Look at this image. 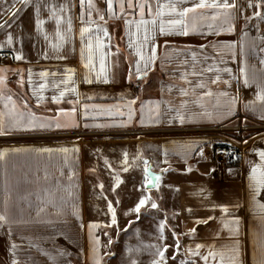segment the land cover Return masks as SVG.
I'll list each match as a JSON object with an SVG mask.
<instances>
[{
    "label": "crops",
    "instance_id": "1",
    "mask_svg": "<svg viewBox=\"0 0 264 264\" xmlns=\"http://www.w3.org/2000/svg\"><path fill=\"white\" fill-rule=\"evenodd\" d=\"M229 2L235 7L198 10L204 15L189 23L188 35L161 36L150 24L147 31L143 25L138 31L136 12L122 13L115 5L113 16L105 11L104 0H93L91 16L79 0H15L0 15V75L6 78L0 85V111L15 104L17 111L56 117L50 122L62 125L0 136V213L6 216L0 223V264H88L87 188L96 185L94 149L105 148L136 149L139 179H144L147 159L153 171L161 172L163 185L173 188L186 261L264 262V160L259 155L264 132L236 165H211L204 157L213 142V133L204 128L241 118L264 124V0ZM144 19H153L147 9ZM82 27L90 29L83 39ZM153 37L156 59L144 69L137 49L149 57ZM89 58L93 67L85 68ZM98 74L101 82H84L86 76L95 81ZM105 76L108 83L102 82ZM69 77L71 82L61 83ZM201 83L205 87H198ZM73 87L76 92L70 91ZM60 91L66 95L56 104L51 98ZM40 96L44 99L38 104ZM85 104L87 119L82 116ZM73 107L75 115L70 114ZM60 109L68 114H58ZM197 244L203 245L200 255H190Z\"/></svg>",
    "mask_w": 264,
    "mask_h": 264
},
{
    "label": "rangeland",
    "instance_id": "2",
    "mask_svg": "<svg viewBox=\"0 0 264 264\" xmlns=\"http://www.w3.org/2000/svg\"><path fill=\"white\" fill-rule=\"evenodd\" d=\"M14 1L0 0V15ZM207 132L213 133L212 146H242L246 152L256 142L257 136L264 132V124L258 125L241 118L226 123L223 129ZM93 154L98 163L97 169L92 173L96 178V185L91 189L87 188L88 264H94L97 260L99 264H153L154 260L159 259L156 255L157 249L165 247L167 251L164 264H181V261H186L181 255L179 234L176 230L173 188L163 185L164 179H160L156 187L145 189V169L141 172L144 179H139L137 175V162H141V155L136 149L105 148L104 152L94 149ZM125 154L127 163L124 162ZM204 154L206 163L225 164L215 161L207 149ZM125 167L127 171H124ZM101 184L103 188L100 187ZM145 196L150 199L141 208V212L136 214L131 211ZM109 201L118 222L111 227L107 226L111 224L112 219V213L108 210ZM151 203H156L158 207L151 208ZM161 223L164 224L162 236ZM90 224H96L98 227L90 229ZM177 243L179 254L172 259L177 251Z\"/></svg>",
    "mask_w": 264,
    "mask_h": 264
},
{
    "label": "snow or ice",
    "instance_id": "3",
    "mask_svg": "<svg viewBox=\"0 0 264 264\" xmlns=\"http://www.w3.org/2000/svg\"><path fill=\"white\" fill-rule=\"evenodd\" d=\"M21 3H28L29 0H20ZM104 3L106 4V9L105 11L109 14H112L113 16H115V12H114V6L118 5L119 9L122 13L127 14L129 10L136 12L139 16H140V20L139 22L136 24L137 30L139 31L141 25L145 26V31H147V26L150 24L153 28V30H157L158 29V33L161 36H168V35H188L189 34V23H192L193 25L195 24V22L197 21V19L199 17H202L204 15L203 11L198 12V10H207V9H212V10H218V9H229V8H234L235 4L234 3H230L229 0H166L165 3H161L160 0H104ZM79 4L82 8H84L85 6H87V14L89 16H91V10L93 8H95V5L93 3V0H79ZM153 4H155V10L153 11ZM185 4H190V7H178L180 5H185ZM249 6L251 7V3L249 4ZM257 7H259V3L257 4ZM148 10V14L153 16V19L151 20H146L144 19V15H145V10ZM165 9L167 11H165ZM100 10L97 9V13L99 14ZM16 15V13H13V16ZM168 15L170 17H173L171 19L168 20H164V16ZM256 15H260L259 13H256ZM100 20H104V15H100ZM119 18V17H117ZM212 20H216L217 19V15H212L211 16ZM81 21L83 23V14L81 15ZM159 21V23H158ZM40 23H42V21H37V25H39ZM57 23H59V21H57ZM71 23V22H69ZM89 23H91V21H89ZM4 25H0V28H3ZM209 28L212 27L211 24L208 25ZM70 30V29H69ZM193 30H195L193 28ZM90 29L88 27H82L80 30V36L81 39H83L84 34L89 32ZM106 34V33H105ZM217 34H219L217 32ZM12 37L11 35H9L7 37V42L9 44L12 43ZM145 43H147V38L145 39ZM167 44V42H165V45ZM131 47V45H129ZM89 47H91V44H89ZM158 45L155 43V37H153V42H152V46H151V54L149 57L145 58L141 52L140 49H137V55L140 56L141 60H144V69H147L151 63H153L156 59V49H157ZM203 47V46H202ZM231 47V46H230ZM22 56H17L15 57V59L19 60L22 59ZM193 59H195V56H193ZM85 68H91L93 67L92 65V61L91 58H89V62L86 63L84 65ZM135 69L136 71L139 73L141 72V67H140V62L136 61L135 62ZM104 70V60L103 58L101 59V72H103ZM208 71H217L219 72L220 70H216L213 68H209L207 69ZM3 69H0V73H3ZM66 71L68 72H73L72 69H67ZM222 71L224 72H229V69H223ZM42 77H47L48 73L46 72H42L39 74ZM144 75H146V71L144 72ZM131 77V72L129 73V78ZM5 77L3 75H0V85H3L5 82ZM137 79H143V75L138 76ZM220 79L219 75H217L216 79L213 80V83L218 82ZM69 82H71V78L69 77L66 80L61 81V83L63 84H68ZM84 82L85 83H93V82H101V77L98 74L96 77V80H92L90 78H88L87 76L84 78ZM103 83H108V79L105 76L102 80ZM247 79H245V83L247 84ZM19 83L21 84V86H23V80L21 79V81H19ZM225 83H227L225 81ZM40 89H44L45 85L41 84L39 85ZM56 87H58V85H56ZM198 87H205V85L203 83L199 84ZM71 92H76V88L73 87L70 89ZM186 94V93H185ZM66 95V91H60L58 96H53L52 102L59 104L61 103V101L63 100V98ZM208 95H211V93L209 92ZM221 95L226 96L227 93H221ZM11 97H8V100L11 101ZM44 97L40 96L38 97L37 103L39 104V101L43 100ZM261 100H264V96L260 97ZM69 103H71V101H69ZM136 103V100L133 99L131 101L128 102V107H129V116L128 119L131 120L132 119V111L133 109L131 108L132 105H134ZM7 107V105L5 106ZM23 108L27 109L28 108V104L26 101L23 102ZM83 113L82 116L83 118L87 119L88 117V105H84L83 106ZM102 111H106L110 113V110H102ZM228 111H231V107H228ZM77 112L76 107H73L71 109V113L72 115H75V113ZM58 114H64L67 115L68 113H65V111L63 109L59 110ZM121 115H123V113H121ZM56 119V117H50V118H38L34 113L31 112H27V111H17L15 104H13V107L7 111H0V136L2 135H6L9 134L13 131H35V130H43L46 128H51V127H61L62 125L57 122L56 124H52L50 121ZM49 121V122H46ZM180 122L183 124L185 122V118L183 116H180ZM141 123H143V120H141ZM123 126H127L126 124ZM44 151H49L47 149H45ZM63 151H67V149H64ZM202 154V153H201ZM3 155V154H0ZM260 157L262 160H264V152H260L259 153ZM124 162L127 163V154H125L124 157ZM127 167L124 168V171H127ZM253 172V178H255V172L256 169L253 168L252 169ZM154 180L156 182H158L160 180L159 176H155ZM148 183H151V181H148ZM264 183V182H262ZM118 186V184H117ZM101 188H103V185H100ZM152 187H156L155 183H152ZM257 194H259V189H257ZM106 199V197H105ZM150 197H142L138 203L135 205V208L132 209L131 211L135 212L136 214H139L141 212V208H143L149 201ZM158 207V205L156 203H151V208L156 209ZM108 210L109 212L112 213V219H111V224L107 225L108 227H111L113 225H117V219L115 216V210L112 206L111 201L108 202ZM209 219H212L211 217ZM6 220V216L2 213H0V223L4 222ZM208 221L205 220L203 221V223H207ZM233 223H238V219H234ZM98 227V225L96 224H90L89 228H95ZM163 228H164V224L161 223L160 225V229H161V236L163 234ZM195 231V229H193V232ZM98 238H97V243H98ZM109 243H111V240H109ZM16 246L13 245V248H15ZM203 247V245L197 244L196 245V250H191L189 249V253L192 256H199V249ZM238 250V248H237ZM167 251V248H163V249H157L156 255L158 256L159 259L154 260L153 264H164V262L166 261V257H165V252ZM179 254V244L177 243V251L176 253L173 254V256L171 257L172 259L176 258V255ZM209 255H213L212 253H209ZM203 259L205 261H207L208 257H203ZM94 264H99V261H95ZM181 264H188L187 261H181ZM192 264H195V262L193 261ZM262 264H264V262H262Z\"/></svg>",
    "mask_w": 264,
    "mask_h": 264
},
{
    "label": "built area",
    "instance_id": "4",
    "mask_svg": "<svg viewBox=\"0 0 264 264\" xmlns=\"http://www.w3.org/2000/svg\"><path fill=\"white\" fill-rule=\"evenodd\" d=\"M223 126L217 127H207L204 128L209 131H218L219 129H223ZM210 154L212 158L219 163H233L240 162L245 156L244 148L238 146H228V145H213L210 148Z\"/></svg>",
    "mask_w": 264,
    "mask_h": 264
},
{
    "label": "water",
    "instance_id": "5",
    "mask_svg": "<svg viewBox=\"0 0 264 264\" xmlns=\"http://www.w3.org/2000/svg\"><path fill=\"white\" fill-rule=\"evenodd\" d=\"M145 162V174H146V177H147V180L144 184V187L145 189L149 190V189H152L154 187H152V183H157L155 180H154V177L155 176H159L161 177V172H155L152 170V167H151V164L148 162L147 159L144 160ZM148 181H151V183H148Z\"/></svg>",
    "mask_w": 264,
    "mask_h": 264
},
{
    "label": "trees",
    "instance_id": "6",
    "mask_svg": "<svg viewBox=\"0 0 264 264\" xmlns=\"http://www.w3.org/2000/svg\"><path fill=\"white\" fill-rule=\"evenodd\" d=\"M239 162H233V163H226V164H233V165H236L238 164Z\"/></svg>",
    "mask_w": 264,
    "mask_h": 264
}]
</instances>
